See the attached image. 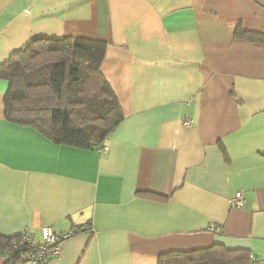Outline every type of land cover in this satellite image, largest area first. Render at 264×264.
Instances as JSON below:
<instances>
[{
	"label": "crops",
	"instance_id": "0c3cea01",
	"mask_svg": "<svg viewBox=\"0 0 264 264\" xmlns=\"http://www.w3.org/2000/svg\"><path fill=\"white\" fill-rule=\"evenodd\" d=\"M37 38L103 44L123 119L106 153L56 144L7 119L0 77V237L75 231L48 264L264 257V0H0V66Z\"/></svg>",
	"mask_w": 264,
	"mask_h": 264
},
{
	"label": "trees",
	"instance_id": "16d2710c",
	"mask_svg": "<svg viewBox=\"0 0 264 264\" xmlns=\"http://www.w3.org/2000/svg\"><path fill=\"white\" fill-rule=\"evenodd\" d=\"M103 56L104 45L98 42L77 38L29 41L0 66V77L9 82L7 119L33 127L56 144L101 149L123 119L116 98L100 74ZM83 226L80 231H85ZM19 239L0 237V254L6 264H23L28 250L16 246ZM256 263L247 250L221 245L158 258V264Z\"/></svg>",
	"mask_w": 264,
	"mask_h": 264
},
{
	"label": "built area",
	"instance_id": "2783aa9c",
	"mask_svg": "<svg viewBox=\"0 0 264 264\" xmlns=\"http://www.w3.org/2000/svg\"><path fill=\"white\" fill-rule=\"evenodd\" d=\"M185 126H189V122H184ZM107 145L103 144L100 151L107 152ZM233 208H243L244 199L242 193L238 192L230 201ZM83 230L91 231L90 225L85 224ZM210 231L213 232L214 228L211 227ZM75 234V231L68 232L64 235H57L49 227L41 228V242L37 243L29 231H25L20 237L16 246L25 247L28 251L22 258L23 264H48V262L55 258L61 259L62 247L64 243ZM253 258V257H252Z\"/></svg>",
	"mask_w": 264,
	"mask_h": 264
},
{
	"label": "rangeland",
	"instance_id": "374dc122",
	"mask_svg": "<svg viewBox=\"0 0 264 264\" xmlns=\"http://www.w3.org/2000/svg\"><path fill=\"white\" fill-rule=\"evenodd\" d=\"M261 260H259L258 262H257V264H264V257H262V258H260Z\"/></svg>",
	"mask_w": 264,
	"mask_h": 264
}]
</instances>
